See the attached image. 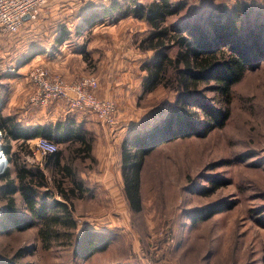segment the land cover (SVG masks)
<instances>
[{"label": "rangeland", "instance_id": "rangeland-1", "mask_svg": "<svg viewBox=\"0 0 264 264\" xmlns=\"http://www.w3.org/2000/svg\"><path fill=\"white\" fill-rule=\"evenodd\" d=\"M235 1L191 0L189 5L198 12ZM248 2L264 15V0ZM103 27L117 32L101 33V70L106 72L114 61L106 58L104 48L110 47L114 53L121 46L129 50L126 64L132 65L136 91L132 101L120 100L121 108L114 98H109L117 105L115 125L109 126L97 119L96 124L92 123L95 127L84 122L94 135L96 127L111 135L100 152L101 139L95 137L94 156L74 162L78 177L84 179L87 189L84 196L74 202L77 234L89 228L109 232L112 241L105 250L85 259L74 255V243L44 247L37 235L38 226L33 225L0 235V254L19 253L17 262L30 264H264V223L260 221L264 213V60L248 70L234 87L232 112L224 127L203 136L166 140L156 146L142 170L143 209L135 212L127 201L119 166L121 139L131 129L148 128L160 120L169 110L175 93L163 86L149 93L142 91L147 74L142 63L153 54L138 46L139 39L149 31L146 22L135 18L122 21L106 18L102 20ZM87 44V41L83 43V49L86 50ZM87 64L90 68L97 66L93 58L88 59ZM38 65L64 76L46 65L35 64L29 70V77ZM18 71L17 68L10 72ZM206 95L214 98L215 93ZM72 114L60 113L57 120ZM11 142L14 151L18 141ZM5 144L0 130V153L5 158L0 172L5 168L14 169L13 161L5 155ZM68 146V143L59 144L66 157L70 154ZM29 147L32 153L20 149L21 159L30 166H41L50 182L49 192L62 199L53 173L45 165L44 153L37 149L35 142H29ZM64 180L68 184L71 177L66 176ZM217 201L221 202L220 209L194 221L196 211ZM4 203L0 189V214ZM17 208L23 220L29 218L26 204L18 194Z\"/></svg>", "mask_w": 264, "mask_h": 264}, {"label": "trees", "instance_id": "trees-1", "mask_svg": "<svg viewBox=\"0 0 264 264\" xmlns=\"http://www.w3.org/2000/svg\"><path fill=\"white\" fill-rule=\"evenodd\" d=\"M190 1L107 0L99 16L101 20L131 16L148 24V33L138 41L141 50L153 52L142 63L147 72L142 91L149 93L163 86L175 93L169 110L160 120L148 128L131 129L121 139L119 166L127 201L135 212L143 209L142 170L156 146L166 140L203 136L224 127L231 116L234 87L248 70L264 60V15L254 4L237 0L231 5L195 12L190 9ZM173 17L176 18L172 20ZM87 18L89 24H95V15ZM70 33L64 26L62 35ZM208 92L215 93L214 98L207 96ZM0 129L6 139L5 155L14 163L13 170L5 168L0 172L5 201L0 214V235L37 225V235L46 248L74 243V255L85 259L105 250L112 241L109 232L89 228L81 234L76 231L74 200L83 197L87 189L84 179L78 177L74 162L94 156L96 134L73 114L32 127L19 122L14 112L2 114L1 108ZM35 137L48 138L58 145L56 150L44 153V162L53 173L62 199L49 192L50 182L41 166H30L21 159L20 149L32 153L29 140ZM12 140L18 141L14 151ZM61 143L69 145L67 157L64 149L59 148ZM66 176L71 177L68 184L64 180ZM17 194L30 213L24 220L17 208ZM220 204L217 201L196 211L194 221L220 209ZM260 217L264 223V213ZM18 256L19 253L0 254V264H30L17 262Z\"/></svg>", "mask_w": 264, "mask_h": 264}, {"label": "crops", "instance_id": "crops-1", "mask_svg": "<svg viewBox=\"0 0 264 264\" xmlns=\"http://www.w3.org/2000/svg\"><path fill=\"white\" fill-rule=\"evenodd\" d=\"M106 1L50 0L40 8L37 18L26 19L18 33L0 32V108L2 114L7 115L14 112L19 122L32 127L56 122L57 115L63 112L73 113L79 121L87 123V126L96 124V119L100 122L92 109L73 107L62 98H54L43 106L33 104L29 100L31 93L34 92L29 70L35 64L46 65L63 74L68 80L79 78L92 71L99 78L97 88L99 96L114 98L118 107L121 105L119 103L121 99L126 102L132 101L136 83L131 63L126 64L127 57L130 56L129 50H124L121 46V49L114 53L109 50L110 47L104 48L102 52L106 58L114 59V61L106 68V72L101 70V33L117 32L116 29L101 28L102 20L99 16ZM90 15L96 16L95 24L91 25L87 22V17ZM132 18L134 17L120 18L118 21ZM64 26L71 31L68 36L62 35ZM86 41L88 44L85 50L83 43ZM120 41L118 40V43H121ZM92 58L94 62H97V66L90 68L87 60ZM17 68L19 71L14 72L16 74L11 73ZM96 129V137L101 139V146L98 144L100 152V148L105 149L111 134L108 131H102L99 127ZM112 137L116 136L112 135ZM38 138H32L29 142L36 143ZM103 160L101 156L102 163Z\"/></svg>", "mask_w": 264, "mask_h": 264}, {"label": "built area", "instance_id": "built-area-1", "mask_svg": "<svg viewBox=\"0 0 264 264\" xmlns=\"http://www.w3.org/2000/svg\"><path fill=\"white\" fill-rule=\"evenodd\" d=\"M48 0H0V31L18 32L26 19L35 18L41 6ZM34 93L31 102L34 104H48L54 98H62L73 107L90 108L97 115L100 122L115 125L117 120L116 103L109 98L102 99L97 94L99 79L94 74L82 75L68 80L60 74L51 72L44 66H36L30 73ZM36 147L42 153L52 152L58 148L57 143L45 137L36 140ZM3 152V150H2Z\"/></svg>", "mask_w": 264, "mask_h": 264}, {"label": "bare ground", "instance_id": "bare-ground-1", "mask_svg": "<svg viewBox=\"0 0 264 264\" xmlns=\"http://www.w3.org/2000/svg\"><path fill=\"white\" fill-rule=\"evenodd\" d=\"M4 155L0 153V166L2 163L5 161V158L3 157Z\"/></svg>", "mask_w": 264, "mask_h": 264}, {"label": "water", "instance_id": "water-1", "mask_svg": "<svg viewBox=\"0 0 264 264\" xmlns=\"http://www.w3.org/2000/svg\"><path fill=\"white\" fill-rule=\"evenodd\" d=\"M28 18H30V15H29V14H27V15L25 16V19H28Z\"/></svg>", "mask_w": 264, "mask_h": 264}]
</instances>
